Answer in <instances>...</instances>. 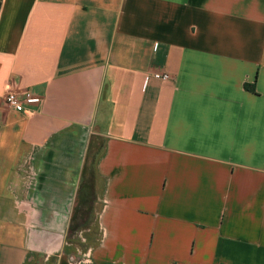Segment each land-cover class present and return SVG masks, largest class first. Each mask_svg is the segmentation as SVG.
Instances as JSON below:
<instances>
[{"label": "crops", "instance_id": "crops-1", "mask_svg": "<svg viewBox=\"0 0 264 264\" xmlns=\"http://www.w3.org/2000/svg\"><path fill=\"white\" fill-rule=\"evenodd\" d=\"M95 138L93 264H264V0H0V264L74 262Z\"/></svg>", "mask_w": 264, "mask_h": 264}, {"label": "rangeland", "instance_id": "rangeland-1", "mask_svg": "<svg viewBox=\"0 0 264 264\" xmlns=\"http://www.w3.org/2000/svg\"><path fill=\"white\" fill-rule=\"evenodd\" d=\"M91 188V184H89L87 191H84L82 194L81 202L75 212V216L73 218V223L71 227V233L69 234V241L72 242V251L74 253V261H80L85 258V254L89 252L90 249H86L85 245L96 243L99 236V231L97 226L92 228V231L89 233L81 234L80 230L88 228V224L96 222V213L92 211L93 203L96 197V190L94 189L96 183ZM85 239V240H84Z\"/></svg>", "mask_w": 264, "mask_h": 264}, {"label": "built area", "instance_id": "built-area-1", "mask_svg": "<svg viewBox=\"0 0 264 264\" xmlns=\"http://www.w3.org/2000/svg\"><path fill=\"white\" fill-rule=\"evenodd\" d=\"M154 77L159 80L170 79V75L166 73H156ZM42 103L43 98L31 92L18 93L10 91L5 97V105L9 109L20 113H33ZM84 256L85 258L83 260L74 261L72 264H93L91 250H89Z\"/></svg>", "mask_w": 264, "mask_h": 264}, {"label": "trees", "instance_id": "trees-1", "mask_svg": "<svg viewBox=\"0 0 264 264\" xmlns=\"http://www.w3.org/2000/svg\"><path fill=\"white\" fill-rule=\"evenodd\" d=\"M105 147V141L101 138H95L90 143L85 162L84 180L81 188V196L82 194H84V191H87L86 189H88L90 183H92L90 186L92 188L97 181L98 163L105 153Z\"/></svg>", "mask_w": 264, "mask_h": 264}]
</instances>
